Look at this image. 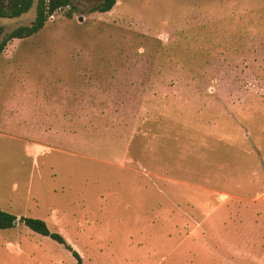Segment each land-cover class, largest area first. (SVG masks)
<instances>
[{
    "label": "rangeland",
    "instance_id": "rangeland-1",
    "mask_svg": "<svg viewBox=\"0 0 264 264\" xmlns=\"http://www.w3.org/2000/svg\"><path fill=\"white\" fill-rule=\"evenodd\" d=\"M71 1L0 54V264H264V0Z\"/></svg>",
    "mask_w": 264,
    "mask_h": 264
},
{
    "label": "trees",
    "instance_id": "trees-1",
    "mask_svg": "<svg viewBox=\"0 0 264 264\" xmlns=\"http://www.w3.org/2000/svg\"><path fill=\"white\" fill-rule=\"evenodd\" d=\"M117 0H103L99 5L93 6L90 12H108L116 4ZM36 2L35 18L30 25L20 26L14 29L0 44V54L4 50L6 43L14 38H27L42 29L48 18L57 10L70 7L75 10L76 6L71 0H0V18H15L29 12ZM17 216L9 211L0 208V230L16 226ZM19 221L23 223L32 232L48 236L58 243L62 244L73 253L77 264H82V258L79 253L69 245L65 238L58 232H52L47 223L40 218L20 217Z\"/></svg>",
    "mask_w": 264,
    "mask_h": 264
},
{
    "label": "water",
    "instance_id": "water-1",
    "mask_svg": "<svg viewBox=\"0 0 264 264\" xmlns=\"http://www.w3.org/2000/svg\"><path fill=\"white\" fill-rule=\"evenodd\" d=\"M18 222V218L16 219V223Z\"/></svg>",
    "mask_w": 264,
    "mask_h": 264
}]
</instances>
